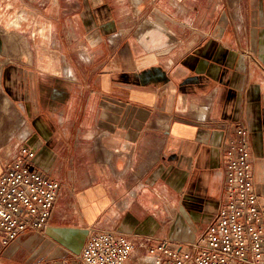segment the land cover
Listing matches in <instances>:
<instances>
[{
  "label": "crops",
  "instance_id": "crops-1",
  "mask_svg": "<svg viewBox=\"0 0 264 264\" xmlns=\"http://www.w3.org/2000/svg\"><path fill=\"white\" fill-rule=\"evenodd\" d=\"M0 27V175L26 145L60 182L1 264L37 234L200 239L238 123L264 204V0H0Z\"/></svg>",
  "mask_w": 264,
  "mask_h": 264
},
{
  "label": "built area",
  "instance_id": "built-area-1",
  "mask_svg": "<svg viewBox=\"0 0 264 264\" xmlns=\"http://www.w3.org/2000/svg\"><path fill=\"white\" fill-rule=\"evenodd\" d=\"M247 130L238 123L225 149V197L217 221L189 244L152 238L133 242L123 234L91 231L74 259L29 264H264V204L259 202ZM35 151L23 145L0 175V241L6 247L22 233L48 222L60 182L38 169Z\"/></svg>",
  "mask_w": 264,
  "mask_h": 264
},
{
  "label": "rangeland",
  "instance_id": "rangeland-1",
  "mask_svg": "<svg viewBox=\"0 0 264 264\" xmlns=\"http://www.w3.org/2000/svg\"><path fill=\"white\" fill-rule=\"evenodd\" d=\"M0 30L3 33L5 44H8L9 41L11 42V39L7 37V31L2 30V28ZM9 50L10 45H8V51ZM8 54H10V51ZM37 235L38 237L33 241L22 245L17 250L16 255L13 256L15 262L14 264L38 263L41 261L48 262L51 260H61L65 258L74 260L82 248V246H78L76 241V243L73 244L66 241L65 238H68L66 235H55L50 237L45 234ZM5 248L6 247L0 243V264L5 260Z\"/></svg>",
  "mask_w": 264,
  "mask_h": 264
},
{
  "label": "flooded vegetation",
  "instance_id": "flooded-vegetation-1",
  "mask_svg": "<svg viewBox=\"0 0 264 264\" xmlns=\"http://www.w3.org/2000/svg\"><path fill=\"white\" fill-rule=\"evenodd\" d=\"M2 49V42L0 41V50ZM6 50H7V47H6V49H5V52H6Z\"/></svg>",
  "mask_w": 264,
  "mask_h": 264
},
{
  "label": "bare ground",
  "instance_id": "bare-ground-1",
  "mask_svg": "<svg viewBox=\"0 0 264 264\" xmlns=\"http://www.w3.org/2000/svg\"><path fill=\"white\" fill-rule=\"evenodd\" d=\"M1 29V28H0ZM17 33V32H16ZM10 39V38H9ZM8 45V44H7ZM2 92H1V90H0V94H1Z\"/></svg>",
  "mask_w": 264,
  "mask_h": 264
}]
</instances>
